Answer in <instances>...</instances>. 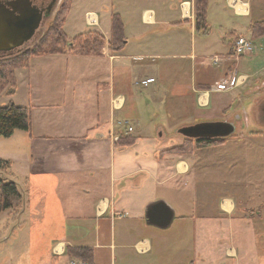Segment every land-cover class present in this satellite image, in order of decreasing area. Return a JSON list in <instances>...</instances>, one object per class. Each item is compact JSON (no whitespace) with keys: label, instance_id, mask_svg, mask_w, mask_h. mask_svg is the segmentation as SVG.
<instances>
[{"label":"crops","instance_id":"0c3cea01","mask_svg":"<svg viewBox=\"0 0 264 264\" xmlns=\"http://www.w3.org/2000/svg\"><path fill=\"white\" fill-rule=\"evenodd\" d=\"M74 1L63 23L66 34ZM195 2L92 0L84 15L93 13L100 26L103 12L107 27L77 30L72 20L75 34L67 36L92 30L108 42L115 14L123 25L120 51L112 53L105 44L96 56L46 54L15 70L10 101L16 104L21 91L16 105L29 110L30 131L16 130L0 140L12 157L0 176L13 181L23 196L17 216L24 217V243L32 253L19 264L25 259L31 264H264L262 122L257 119L256 129L241 126L222 143L191 152L169 150L180 146L183 136L163 144L180 125L214 121L187 119L196 106L210 105L211 93L224 92L217 84L236 75L227 56L233 36H245L233 22L219 31L213 55L202 44L196 50V39H205L211 29L209 0L205 31L196 29ZM223 2L234 15L247 18L243 29L250 34L252 24L264 21V0ZM96 6L103 11L95 12ZM216 68L224 78L213 84ZM149 79L154 81L142 84ZM254 113L235 112L220 120L240 123ZM142 117L149 119L147 129L135 135L130 121ZM158 118L163 121L153 125ZM118 121L129 122L132 131ZM126 137L135 143L121 147L119 140ZM156 202L173 212L165 228L147 222V207ZM15 231L16 224L5 226L0 241L12 245ZM67 248L89 249L90 260L69 257ZM10 256L11 261L16 257Z\"/></svg>","mask_w":264,"mask_h":264},{"label":"rangeland","instance_id":"374dc122","mask_svg":"<svg viewBox=\"0 0 264 264\" xmlns=\"http://www.w3.org/2000/svg\"><path fill=\"white\" fill-rule=\"evenodd\" d=\"M223 1L224 0H209L210 9L208 12V23L210 24L211 33L205 39L201 38L200 41H199L200 38L196 39L195 41L197 47L196 50L199 49L198 45L201 46L200 44H202V48H205L206 51L208 50L207 51L208 53L206 52L207 54H212L213 52H215L216 50L213 48V43L214 41H216L219 31L224 32L226 30L224 28L228 29L229 27L233 26V22L234 23L237 22V24L239 25V29H237V32L238 33L243 32L245 36L244 35L233 36L232 45L230 47V51L227 58H229L228 64L235 65L234 73H236V75L245 76L246 80L244 84L239 87H235V88L227 87L224 89V92L222 93H211L210 105L208 107H202V108L196 106V108L193 111V114L190 116L189 119H187L188 121L191 119L220 120V119L228 118L230 115H232L235 112H240L245 110L251 112L254 109L256 111V108L258 109V107L257 106L255 107V105L259 102L264 101V36H259V37L251 36L252 32L250 34L248 29H243V27H246V25L248 24L247 18L234 15L232 8L227 7ZM91 2L92 0H75L73 2V7L72 10L70 11V16L67 22L68 25H66V23L64 25V28L69 37H72L73 34H75V30H76L74 29V23L72 24V20L77 22V26L79 27L77 30H83L84 28L99 29V28H104L103 25H106L107 27L108 18L107 15L104 14L103 12L98 13V17L100 18V26L86 25L85 23L86 19L84 14L88 10L89 4H92ZM213 2H215V4L216 3L218 4H216V6L214 7ZM222 8H224V10ZM93 10L95 12L103 11L102 8L99 6H96V8L94 7ZM101 15L103 19L101 18ZM51 23L52 20L46 21L45 24L43 25V29H41L39 33L27 43V47L23 49L19 54L33 47L34 48L38 47V45L42 41L41 39L47 33V30L49 29ZM240 36H243L245 38L249 37L250 41L254 46V50L251 54L236 57L232 55V46L234 44V40ZM69 37L68 39H71ZM190 43L191 40L188 38L185 42V45L189 47ZM214 70L215 71L211 70V75L214 76L213 84H215L221 78H224L221 69L216 68ZM8 87L9 85H5L4 90L0 89V106H4L8 104V102H10V95H8L5 92L6 89L8 90ZM20 92H19V101L15 100V102L17 103L18 102L20 103V98H21ZM223 105H225L226 107L223 108ZM255 113L251 117L248 116L247 119H242L240 123L237 124V128H236L237 132L241 126L243 127L247 126L256 129L258 118H256ZM148 120H149L148 118L142 117L140 119V122L137 119H132V121H130L132 123L133 128L135 129L134 131L135 135L139 134L138 132L144 134L143 131H139V130L147 129V127H145L146 123L144 122H147ZM162 121L163 119L160 118L152 119L153 125L154 123L157 122L160 123ZM262 124L264 125V123ZM149 131H150L149 134L153 135V127H151ZM180 136H181L180 134H175V133L171 134L168 138L165 139L163 144L168 143L169 141H174L177 143L179 139H181ZM1 139L2 137L0 138V140ZM2 140L4 142L7 141L6 138H3ZM2 145H0V159L10 160L12 157H7L6 153H4V151L6 152L5 146H8V144L4 145L2 143ZM5 156L6 158H4ZM19 210L20 208H15L10 210L12 214H7L8 212L0 213V233L4 231L5 226L8 228L9 225L16 224V231L10 237L11 241L14 240L13 244L5 245L2 240L0 241V264H19L22 261V259H24V257L30 256L32 253L29 250L30 248L29 245L24 243L26 239L25 232L27 231H25L22 228L24 217H22V215L20 214L19 217L17 216ZM43 248L45 247L42 246L38 247L39 253L40 252L43 253ZM12 253L15 254L16 256L14 259H12L13 261H11V256H10V254ZM23 264H31V263H29V261L28 260L26 261L25 259Z\"/></svg>","mask_w":264,"mask_h":264},{"label":"trees","instance_id":"16d2710c","mask_svg":"<svg viewBox=\"0 0 264 264\" xmlns=\"http://www.w3.org/2000/svg\"><path fill=\"white\" fill-rule=\"evenodd\" d=\"M71 0H63L52 19V23L47 33L41 39L38 47H33L25 52L10 58L0 59V89L4 90L5 85H9L5 92L11 95L15 91L16 79L15 70L27 67L32 57L46 54H75L96 56L101 55V48L107 44L110 52L115 53L123 46V25L118 15L111 16V36L108 42L95 31H87L68 39L63 30V23L70 6ZM207 0H196L195 2V26L197 30H206ZM252 36H264V21L254 23L251 26ZM16 130L29 133L30 113L26 107L18 106L12 101L4 106H0V137L8 138ZM225 138L214 139H189L184 138L180 146H173V152H191L194 148H205L215 146L224 141ZM135 143V139L126 137L119 140V145L128 147ZM10 162L0 159V170H7ZM23 205V196L13 181L6 180L0 176V213ZM69 257H79L83 261L90 260L89 249H66Z\"/></svg>","mask_w":264,"mask_h":264},{"label":"water","instance_id":"95a60500","mask_svg":"<svg viewBox=\"0 0 264 264\" xmlns=\"http://www.w3.org/2000/svg\"><path fill=\"white\" fill-rule=\"evenodd\" d=\"M40 20L39 13H22L19 18V27L16 30L2 28L0 31V52H8L20 47L32 39ZM18 22V21H17ZM233 122L225 120L199 121L183 125L177 133L189 139L227 138L235 132ZM173 218L172 210L163 202L151 203L146 210L147 222L160 228L167 227Z\"/></svg>","mask_w":264,"mask_h":264},{"label":"flooded vegetation","instance_id":"af4514ba","mask_svg":"<svg viewBox=\"0 0 264 264\" xmlns=\"http://www.w3.org/2000/svg\"><path fill=\"white\" fill-rule=\"evenodd\" d=\"M62 1L63 0H0V31L2 28H11L18 31L16 28L19 27V18L22 13L27 12L29 15L35 12L36 14L39 13L40 20L32 37L33 39L39 31L43 29L45 22L53 19ZM27 43L20 47H16L11 51L0 52V59L18 55L27 47ZM256 106L258 109L256 108V111L254 109L251 112H256V117L260 122L264 123V103L259 102L255 107ZM227 121L234 122L237 126L239 119L233 118Z\"/></svg>","mask_w":264,"mask_h":264},{"label":"built area","instance_id":"2783aa9c","mask_svg":"<svg viewBox=\"0 0 264 264\" xmlns=\"http://www.w3.org/2000/svg\"><path fill=\"white\" fill-rule=\"evenodd\" d=\"M86 23L89 26H97V17L93 13H86L85 15ZM254 50V46L250 39L245 38L243 36L237 37V39L234 40V44L232 46V55L239 57V56H244L251 54ZM219 58L214 57L213 63H217ZM246 80L245 76L242 75H230L227 76L222 83L217 84L216 89L217 90H224L225 88H235L239 87L244 84ZM154 79H149L146 81H142L143 85H146L148 83L153 82ZM117 125L120 127H124L127 132L132 131L131 126L129 125V122L127 121H118ZM69 264H85L81 261H76V260H70Z\"/></svg>","mask_w":264,"mask_h":264}]
</instances>
